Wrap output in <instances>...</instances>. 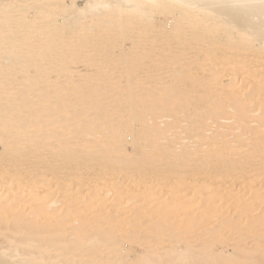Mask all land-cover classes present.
<instances>
[{
	"label": "bare ground",
	"instance_id": "6f19581e",
	"mask_svg": "<svg viewBox=\"0 0 264 264\" xmlns=\"http://www.w3.org/2000/svg\"><path fill=\"white\" fill-rule=\"evenodd\" d=\"M0 264H264V0H0Z\"/></svg>",
	"mask_w": 264,
	"mask_h": 264
},
{
	"label": "rangeland",
	"instance_id": "374dc122",
	"mask_svg": "<svg viewBox=\"0 0 264 264\" xmlns=\"http://www.w3.org/2000/svg\"><path fill=\"white\" fill-rule=\"evenodd\" d=\"M188 52H190V50H188ZM180 71H182V74H183V70H180ZM162 72H163V71H162ZM182 74H179V75H182ZM233 134H235V133H232V136H233ZM101 193H103V192H101ZM101 198H103V196H102ZM101 198H100V199H101ZM100 199H98V198L95 199L93 203L89 204V206L84 210V212H86V210H88V209H89V210L93 209V207H95V206L98 204L97 202H98ZM96 200H97V201H96ZM25 202H26V201H25ZM25 202H24V203H25ZM107 204H108V203H107ZM57 206H58V204H56L54 207H57ZM39 208H40V207H39ZM22 209H23V208H22ZM52 213H53V212H49L46 216H51ZM63 219H64V218H61L59 221L61 222V221H63ZM136 248H137L138 252L141 253V254H143V253L146 252V251H145V248H144L143 246H141V245L137 246Z\"/></svg>",
	"mask_w": 264,
	"mask_h": 264
}]
</instances>
